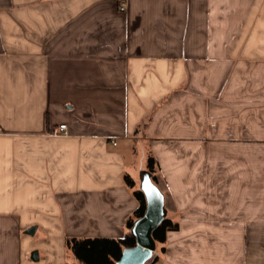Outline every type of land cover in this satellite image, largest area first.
Returning a JSON list of instances; mask_svg holds the SVG:
<instances>
[{"label":"crops","instance_id":"1","mask_svg":"<svg viewBox=\"0 0 264 264\" xmlns=\"http://www.w3.org/2000/svg\"><path fill=\"white\" fill-rule=\"evenodd\" d=\"M149 154L152 264H264V0H0V264L129 234Z\"/></svg>","mask_w":264,"mask_h":264},{"label":"trees","instance_id":"2","mask_svg":"<svg viewBox=\"0 0 264 264\" xmlns=\"http://www.w3.org/2000/svg\"><path fill=\"white\" fill-rule=\"evenodd\" d=\"M147 168L152 174L153 181L158 184V166L155 157L149 154L147 157ZM125 182L130 187L135 186L134 179L126 174ZM134 195L138 199L139 205L135 211L136 219L141 217L146 210L147 200L143 190H134ZM130 219L127 222L128 228L131 230L134 221ZM178 224L171 219L165 218L162 223L154 230L153 236L157 242L164 243L167 240L169 230L177 228ZM136 244V237L131 232L121 238L112 237H69L66 238V245L73 250L76 258L83 264H116L120 259L124 248L131 247Z\"/></svg>","mask_w":264,"mask_h":264},{"label":"water","instance_id":"3","mask_svg":"<svg viewBox=\"0 0 264 264\" xmlns=\"http://www.w3.org/2000/svg\"><path fill=\"white\" fill-rule=\"evenodd\" d=\"M140 189L144 191L147 206L145 213L134 221L131 233L136 237V244L124 248L116 264H146L157 248V241L153 236L154 230L166 218L165 195L160 186L152 179L149 170H141ZM34 228L28 230L32 232Z\"/></svg>","mask_w":264,"mask_h":264},{"label":"built area","instance_id":"4","mask_svg":"<svg viewBox=\"0 0 264 264\" xmlns=\"http://www.w3.org/2000/svg\"><path fill=\"white\" fill-rule=\"evenodd\" d=\"M129 0H119V9L121 11H126L128 8ZM49 134L51 136H65L68 135V128L65 123L58 124L55 127H52ZM116 144V142H114Z\"/></svg>","mask_w":264,"mask_h":264},{"label":"rangeland","instance_id":"5","mask_svg":"<svg viewBox=\"0 0 264 264\" xmlns=\"http://www.w3.org/2000/svg\"><path fill=\"white\" fill-rule=\"evenodd\" d=\"M143 158H144V152H143V149L140 147L139 148V156H138V160H137L138 166L141 165V161H143ZM144 163H146V161H144ZM156 254L157 253H154L153 257L149 261H147L146 264H152V262H153V260H154V258L156 256Z\"/></svg>","mask_w":264,"mask_h":264}]
</instances>
